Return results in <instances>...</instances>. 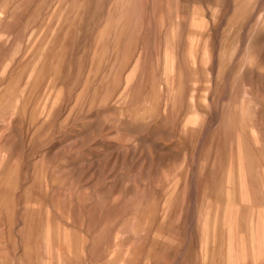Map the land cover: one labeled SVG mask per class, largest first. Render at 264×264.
Instances as JSON below:
<instances>
[{
	"label": "rangeland",
	"instance_id": "rangeland-1",
	"mask_svg": "<svg viewBox=\"0 0 264 264\" xmlns=\"http://www.w3.org/2000/svg\"><path fill=\"white\" fill-rule=\"evenodd\" d=\"M0 264H264V0H0Z\"/></svg>",
	"mask_w": 264,
	"mask_h": 264
}]
</instances>
